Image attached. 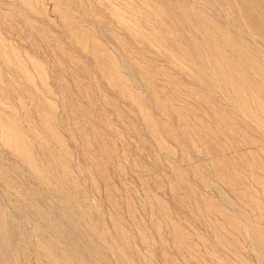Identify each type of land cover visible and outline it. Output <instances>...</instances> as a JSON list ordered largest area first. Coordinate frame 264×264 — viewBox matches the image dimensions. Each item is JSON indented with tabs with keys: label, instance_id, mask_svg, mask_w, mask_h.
<instances>
[{
	"label": "bare ground",
	"instance_id": "1",
	"mask_svg": "<svg viewBox=\"0 0 264 264\" xmlns=\"http://www.w3.org/2000/svg\"><path fill=\"white\" fill-rule=\"evenodd\" d=\"M0 264H264V0H0Z\"/></svg>",
	"mask_w": 264,
	"mask_h": 264
}]
</instances>
